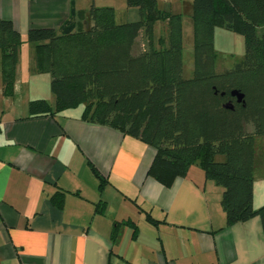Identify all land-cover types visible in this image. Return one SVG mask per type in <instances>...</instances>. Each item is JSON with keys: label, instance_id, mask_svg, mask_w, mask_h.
Segmentation results:
<instances>
[{"label": "crops", "instance_id": "obj_1", "mask_svg": "<svg viewBox=\"0 0 264 264\" xmlns=\"http://www.w3.org/2000/svg\"><path fill=\"white\" fill-rule=\"evenodd\" d=\"M72 11L79 24L88 9L82 0H0V18L24 41L11 98L0 66V264H264L260 219L227 226L222 188L198 166L165 187L147 175L151 147L84 120L83 107L29 116L31 101L53 107L55 97L27 32L59 30ZM115 22L126 23L116 11ZM166 33L155 24V42ZM258 175L255 159V209Z\"/></svg>", "mask_w": 264, "mask_h": 264}, {"label": "trees", "instance_id": "obj_2", "mask_svg": "<svg viewBox=\"0 0 264 264\" xmlns=\"http://www.w3.org/2000/svg\"><path fill=\"white\" fill-rule=\"evenodd\" d=\"M139 20L117 24L111 7L91 6L81 23L71 19L59 30L30 29L38 70L50 76L55 97L29 103V116H54L83 107L82 118L106 125L154 150L147 175L165 187L186 177L196 165L222 188L220 204L227 226L260 219L264 205L253 206L255 140L264 142V0H192L179 14L157 0H125ZM183 17L193 26V68L185 76ZM167 33L155 42L154 26ZM240 35L244 56L219 70L215 29ZM142 40L144 48H138ZM20 34L0 18L3 95L13 96ZM242 95L241 103L232 93ZM252 127V132L248 131ZM223 157V161H217ZM100 180V189L104 181ZM56 208L62 194L52 197ZM100 210V209H97Z\"/></svg>", "mask_w": 264, "mask_h": 264}, {"label": "rangeland", "instance_id": "obj_3", "mask_svg": "<svg viewBox=\"0 0 264 264\" xmlns=\"http://www.w3.org/2000/svg\"><path fill=\"white\" fill-rule=\"evenodd\" d=\"M83 5L86 9L91 6L98 8L101 7H111L117 12V22H132L139 20V14L137 9H129L126 6L125 0H82ZM159 8L163 10H173V14H179L183 4H191L192 0H157ZM177 10V11H176ZM124 18L123 21H121ZM122 24V23H120ZM161 29H165L162 24H158L155 33L158 36ZM162 32V31H161ZM183 33V55L185 63V76H189L193 68L192 60V49H193V26L192 21L188 17H183L182 25ZM264 33V28L256 30L257 36ZM214 49L219 55L217 60V67L219 70L230 69L235 63L239 62L244 56V40L240 35L230 32L226 29L217 28L214 32ZM138 48H142V40L139 41ZM144 47V44H143ZM248 131L252 132V127L248 126ZM255 150H256V162L262 168L264 165V142L261 138H256L255 140ZM217 161H223V157H217ZM255 196L256 204L264 205V177L258 175L256 177L255 184Z\"/></svg>", "mask_w": 264, "mask_h": 264}, {"label": "water", "instance_id": "obj_4", "mask_svg": "<svg viewBox=\"0 0 264 264\" xmlns=\"http://www.w3.org/2000/svg\"><path fill=\"white\" fill-rule=\"evenodd\" d=\"M232 96L236 97L238 103H241L242 98H243L242 95H240V94H238L236 92H233Z\"/></svg>", "mask_w": 264, "mask_h": 264}]
</instances>
